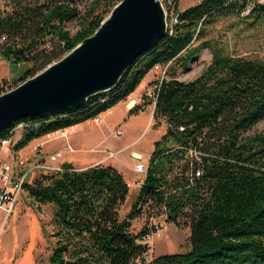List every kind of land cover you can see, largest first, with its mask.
Segmentation results:
<instances>
[{
    "label": "trees",
    "instance_id": "obj_1",
    "mask_svg": "<svg viewBox=\"0 0 264 264\" xmlns=\"http://www.w3.org/2000/svg\"><path fill=\"white\" fill-rule=\"evenodd\" d=\"M8 1L9 11L0 12V57L31 67L7 89L0 83V94L94 34L104 19L101 8L118 0H91L83 10V0ZM242 15L264 20V6L256 0H201L177 11V23L112 90L79 109L22 118L0 133L11 139L22 128L11 147L17 153L35 139L97 119L134 93L155 66L167 67L165 77L153 84L152 102L153 129L161 122L165 132L153 144L144 180L123 219L118 211L129 187L112 166L77 170L64 163L62 171L23 184L38 206L54 207L50 238L55 243L48 264H132L146 247L138 243L144 231L133 234L131 223L149 202L165 208L167 223H187L190 248L147 264H264V135L246 136L264 120V62L225 56L209 41L201 42L215 22ZM74 21L79 28L71 35L65 25ZM202 49L212 51L207 67L190 82L177 80ZM147 104L133 106L128 116Z\"/></svg>",
    "mask_w": 264,
    "mask_h": 264
},
{
    "label": "rangeland",
    "instance_id": "obj_2",
    "mask_svg": "<svg viewBox=\"0 0 264 264\" xmlns=\"http://www.w3.org/2000/svg\"><path fill=\"white\" fill-rule=\"evenodd\" d=\"M198 1L179 0L178 8L179 10H185L187 7L196 5ZM119 2L120 0L116 1L114 6L101 8V10H104V18L110 14ZM256 2L264 6V0H256ZM160 3L165 12L166 25L169 30L171 26L175 25L173 24L174 16L167 12L164 2ZM8 4V0H0V12L9 11ZM90 4H92L91 0H83L80 9L83 10ZM179 10L177 9L176 12ZM65 26L71 35L75 34L79 28L78 23L75 21ZM203 41H209L219 48L225 56L264 62V20L247 19L244 15L240 18L219 20L207 29L201 42ZM211 57L212 51L210 49L200 50L197 60L190 65L189 70L178 73L176 79L182 82L194 80L210 63ZM30 67L31 65L27 63L11 65L0 57V83L5 82L7 89ZM166 68L152 69L151 81L148 84L146 83L145 94L143 99L141 98L142 104L148 102L147 107L153 102V91L155 90L153 84H157L165 77L164 74L162 78L161 72ZM124 104L125 102L119 103L113 111L100 114L97 117L100 122L99 125L91 119L77 125L72 131L59 134L55 139H52V136H44L45 138L37 146L35 142H30L23 148L22 153L23 156H27V162L19 168H26L29 164L35 163L39 156L47 159L48 156L61 150L63 156L54 165L59 169H62L63 164L61 162L65 160H67L65 163L69 162L77 170L85 169L80 167L82 165L91 167L113 164L130 184L133 183L125 202L118 211L119 218L123 219L137 197L138 185L134 183L136 180L134 177L137 176L139 180L143 179L142 175L139 176L132 172L131 168L134 169L136 161L131 158V154L141 155V161L147 167L149 156L154 149V142L158 141L165 132V125L161 122H158L159 127L153 129L155 124L153 119L150 122V128L145 131L148 114L138 112L136 115L126 116L123 113ZM115 131H121V136L115 137ZM253 135H264V120L259 121L246 134V136ZM66 143H69V145H66ZM13 144L11 138V147ZM68 146L72 151L66 149ZM35 147H39L38 151H34ZM111 153H113V157L110 156ZM43 154H47V156ZM73 158H81L86 164H80ZM11 160L7 159L11 165H14V161ZM41 174L43 173L31 175L28 177L27 182H33ZM53 212L54 207L52 205L38 206L23 190L15 204L13 214L4 224L0 214V264H48V258L55 243V239L50 238V234L55 229L52 223ZM163 212L160 206L149 202L141 206L139 217L131 223L130 230L133 234L143 231L146 234V228L153 217L156 220L155 222L162 226L163 229L151 241L149 249L151 260L166 254L185 253L190 248V232L187 223L182 221L180 226H175L166 222L165 225L159 221L160 219H156ZM147 249L148 247H146V251ZM132 264H139V260L132 262Z\"/></svg>",
    "mask_w": 264,
    "mask_h": 264
},
{
    "label": "water",
    "instance_id": "obj_3",
    "mask_svg": "<svg viewBox=\"0 0 264 264\" xmlns=\"http://www.w3.org/2000/svg\"><path fill=\"white\" fill-rule=\"evenodd\" d=\"M168 33L160 0H121L91 36L0 95V133L17 120L79 109L112 90L131 64Z\"/></svg>",
    "mask_w": 264,
    "mask_h": 264
},
{
    "label": "built area",
    "instance_id": "obj_4",
    "mask_svg": "<svg viewBox=\"0 0 264 264\" xmlns=\"http://www.w3.org/2000/svg\"><path fill=\"white\" fill-rule=\"evenodd\" d=\"M165 8L167 7V12L174 16V23H177L176 20V10H175V0H163ZM159 66H155L154 70H159ZM165 69L161 72L162 78L164 77ZM112 110V109H111ZM109 110L108 112H110ZM97 125H99L98 119H94ZM115 137L121 136V131H115ZM58 136H53L52 139H55ZM11 147V139L8 138H0V214L2 216L3 224L7 221V219L13 214L15 204L17 200L19 199L20 193L23 191V184L27 182L28 177L31 175H35V173H55L60 172L62 169H59L58 167L54 166L60 158H62L63 153L62 152H56L45 159L44 157L37 158L35 163H32L30 166L28 165L26 168H19V167H13L10 163H8L3 157H2V151L4 149H7ZM39 147H35L34 151H38ZM67 150H70V147L68 146L66 148ZM36 154V153H35ZM190 154L196 155V152L194 150H190ZM110 156L113 157V154ZM109 156V157H110ZM108 157V158H109ZM131 158L136 161V164L134 166L133 172L136 175L143 176V179L139 180V178L136 176L135 184L139 187L141 186L145 174H146V166L143 164L142 156L137 153H132ZM200 171H197L195 173V177H200ZM163 209V213L160 215L159 221H161L163 224L166 225L167 222V213L165 208ZM162 217V219H161ZM155 218H151V223L146 228V234H144L139 240L138 243L142 246L148 247L147 251L143 254V256L138 259L139 264H147L149 261H151V254H150V245L151 241L154 238V236L158 235V233L163 229L162 226L159 225L158 222H155Z\"/></svg>",
    "mask_w": 264,
    "mask_h": 264
},
{
    "label": "crops",
    "instance_id": "obj_5",
    "mask_svg": "<svg viewBox=\"0 0 264 264\" xmlns=\"http://www.w3.org/2000/svg\"><path fill=\"white\" fill-rule=\"evenodd\" d=\"M201 0H199L198 1V3L200 2ZM178 3H179V1H178ZM178 5L179 4H177V8H178ZM188 8V7H187ZM178 10H179V8H178ZM181 10H183V9H181ZM181 10H179V11H181ZM151 73H152V70L145 76V78L143 79V81L141 82V84L137 87V89L134 91V93H132L126 100H124V101H122V102H120V104H122V103H124L125 102V104H124V110H123V113L124 114H126V116H128V112H129V110L133 107V106H135V105H141L142 104V96L145 94L144 93V89H145V85H146V83L148 84V83H150V81H151V79H150V75H151ZM119 104V103H118ZM117 106V105H116ZM115 106V107H116ZM115 107H113L112 108V110L111 111H113L114 109H115ZM144 109V111L143 112H146L148 115V120H147V123H146V126H145V131L147 130V129H149L150 127H149V125L151 124L150 122L152 121V117H153V111H154V104L152 103L151 105H148V107L147 106H145V107H143ZM110 111V112H111ZM77 126V125H76ZM76 126H74V127H71V128H69V129H65V130H63V131H59V132H56V133H54V134H50V135H48V136H45V137H53V136H58L59 134H65V133H67L68 131H72V130H74L75 128H76ZM15 133H14V136L12 137V140H13V143H15L19 138H20V136H21V132H22V128L21 127H18L15 131H14ZM45 137H42V138H39V139H35V140H33V141H31V142H35V144H36V146L39 144V143H41V141L45 138ZM69 145V143H66V145ZM130 146V145H129ZM64 149H65V147H64ZM121 150V149H120ZM23 149L22 150H20L19 152H17V153H14L13 151H12V149H11V147H9V148H7V149H4L3 151H2V157L7 161V159H9V160H13L14 161V165H12L14 168L15 167H23V166H21V165H23V164H25L26 162H27V156H23L22 155V153H23ZM59 152H62V150L61 151H59ZM111 154H113V153H111ZM110 154V155H111ZM43 155H46L47 156V154H43ZM39 157H41V156H39ZM71 159V158H70ZM74 159H76V161L77 162H79L80 164H86V163H84L83 161H82V159L81 158H73V160ZM11 160V161H12ZM65 161H67V160H65ZM65 161H62L61 162V164H64L65 163ZM8 162V161H7ZM9 163V162H8ZM68 164H69V162H68ZM109 166H112V167H114L115 168V166L113 165V164H108ZM85 166V167H84ZM81 168H88L89 166H86V165H82V166H80ZM132 169V172H133V168H131ZM119 171V170H118ZM120 172V171H119ZM121 173V172H120ZM134 173V172H133ZM122 174V173H121ZM123 176V175H122ZM123 178H124V180H125V182L127 183V185H128V187H129V189L131 188V186H132V184L133 183H129L126 179H125V177L123 176ZM135 178V177H134ZM139 190V186L137 187V191Z\"/></svg>",
    "mask_w": 264,
    "mask_h": 264
},
{
    "label": "bare ground",
    "instance_id": "obj_6",
    "mask_svg": "<svg viewBox=\"0 0 264 264\" xmlns=\"http://www.w3.org/2000/svg\"><path fill=\"white\" fill-rule=\"evenodd\" d=\"M160 2H163V0H160Z\"/></svg>",
    "mask_w": 264,
    "mask_h": 264
}]
</instances>
